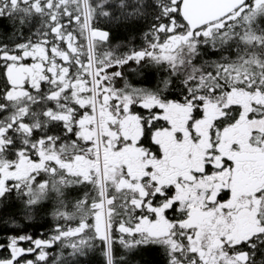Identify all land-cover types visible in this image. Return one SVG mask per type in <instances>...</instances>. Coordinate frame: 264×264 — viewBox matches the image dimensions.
Segmentation results:
<instances>
[{
  "label": "snow or ice",
  "instance_id": "obj_1",
  "mask_svg": "<svg viewBox=\"0 0 264 264\" xmlns=\"http://www.w3.org/2000/svg\"><path fill=\"white\" fill-rule=\"evenodd\" d=\"M0 264H264V0H0Z\"/></svg>",
  "mask_w": 264,
  "mask_h": 264
},
{
  "label": "flooded vegetation",
  "instance_id": "obj_2",
  "mask_svg": "<svg viewBox=\"0 0 264 264\" xmlns=\"http://www.w3.org/2000/svg\"><path fill=\"white\" fill-rule=\"evenodd\" d=\"M48 222L46 225H43L41 228V231L39 230L40 227H35V225L32 227V229H28L29 232H32L33 234H35L36 236H39L41 233H46L50 230L51 227L54 226V221L52 220L51 216L48 215ZM31 230V231H30ZM58 249H51L50 250V253H54V252H57Z\"/></svg>",
  "mask_w": 264,
  "mask_h": 264
},
{
  "label": "trees",
  "instance_id": "obj_3",
  "mask_svg": "<svg viewBox=\"0 0 264 264\" xmlns=\"http://www.w3.org/2000/svg\"><path fill=\"white\" fill-rule=\"evenodd\" d=\"M47 222H48V217H47V216H44L43 214H41L40 216L37 217V219H36L34 225H35V227H36V226H37V227H40L39 230L41 231V229H42L41 227H42L43 225H46ZM34 225H33V226H34ZM33 226H32V227H33ZM32 227L29 228V229H32ZM30 231H31V230H30ZM146 258H150V259H158V257L155 256V254H153L152 257H146Z\"/></svg>",
  "mask_w": 264,
  "mask_h": 264
}]
</instances>
